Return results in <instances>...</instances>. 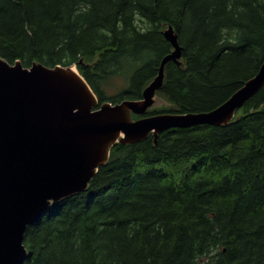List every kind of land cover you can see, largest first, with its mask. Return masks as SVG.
<instances>
[{
  "label": "trees",
  "instance_id": "obj_1",
  "mask_svg": "<svg viewBox=\"0 0 264 264\" xmlns=\"http://www.w3.org/2000/svg\"><path fill=\"white\" fill-rule=\"evenodd\" d=\"M169 25L182 59L158 92L170 106L147 114L212 110L264 62V0H0V56L76 66L100 102L141 99ZM23 243V264H264V85L228 124L117 143Z\"/></svg>",
  "mask_w": 264,
  "mask_h": 264
},
{
  "label": "water",
  "instance_id": "obj_2",
  "mask_svg": "<svg viewBox=\"0 0 264 264\" xmlns=\"http://www.w3.org/2000/svg\"><path fill=\"white\" fill-rule=\"evenodd\" d=\"M173 46L141 99L100 102L76 66L30 67L0 56V264H23L26 229L53 203L88 189L117 143H135L174 127L224 125L264 85V62L226 101L209 111L147 114L165 80L166 64L181 63L182 47L172 25ZM141 115L135 118L133 115Z\"/></svg>",
  "mask_w": 264,
  "mask_h": 264
},
{
  "label": "rangeland",
  "instance_id": "obj_3",
  "mask_svg": "<svg viewBox=\"0 0 264 264\" xmlns=\"http://www.w3.org/2000/svg\"><path fill=\"white\" fill-rule=\"evenodd\" d=\"M119 83V82H117ZM113 89H111V92L114 90V89H117L115 86H116V83H113ZM170 106V103L164 98L162 97L160 94L157 93V96H156V101L154 103V105L151 107V109H158V108H167Z\"/></svg>",
  "mask_w": 264,
  "mask_h": 264
},
{
  "label": "bare ground",
  "instance_id": "obj_4",
  "mask_svg": "<svg viewBox=\"0 0 264 264\" xmlns=\"http://www.w3.org/2000/svg\"><path fill=\"white\" fill-rule=\"evenodd\" d=\"M253 77H254V76H253ZM251 78H252V77H251ZM248 80H249V79H248ZM51 206H52V205H51ZM45 214H46V213H45ZM45 214H44V215H45ZM44 215H43V216H44ZM43 216H42V217H43ZM42 217H41V218H42ZM41 218H40V219H41Z\"/></svg>",
  "mask_w": 264,
  "mask_h": 264
}]
</instances>
